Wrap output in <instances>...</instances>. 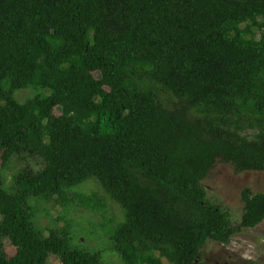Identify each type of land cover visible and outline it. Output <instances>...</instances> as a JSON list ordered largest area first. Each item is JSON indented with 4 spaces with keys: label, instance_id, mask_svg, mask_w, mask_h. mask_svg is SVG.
<instances>
[{
    "label": "trees",
    "instance_id": "trees-1",
    "mask_svg": "<svg viewBox=\"0 0 264 264\" xmlns=\"http://www.w3.org/2000/svg\"><path fill=\"white\" fill-rule=\"evenodd\" d=\"M22 154L44 167L0 176V264H104L29 206L90 179L123 213L104 228L123 264H201L264 221V193L234 225L202 184L217 161L264 172V0H0V172Z\"/></svg>",
    "mask_w": 264,
    "mask_h": 264
},
{
    "label": "rangeland",
    "instance_id": "rangeland-1",
    "mask_svg": "<svg viewBox=\"0 0 264 264\" xmlns=\"http://www.w3.org/2000/svg\"><path fill=\"white\" fill-rule=\"evenodd\" d=\"M98 77V75H95ZM36 94L34 90L25 89L16 94L19 102H24ZM54 114L60 115L55 109ZM1 166V159H0ZM44 162L36 156L25 154L14 156L9 168L0 172L4 185L12 184V177L18 171L29 168L36 172L42 170ZM208 200L227 210L232 223L237 225L243 211L241 193L248 188L253 193H264V172H245L236 174L229 164L217 161L214 169L202 182ZM96 195L106 205L105 211H91L79 204L78 196ZM77 196V199L74 198ZM74 198V199H73ZM73 200L67 205H57L53 200L32 199L33 222L43 233L49 236L51 231H59L69 226L71 243L82 250L100 253L104 264H123L120 257L110 250V241L104 229L107 221L116 225L123 220L121 209L104 193L95 179H90L67 194ZM113 225V226H114ZM1 245L8 257H13L16 249L4 238ZM201 264H264V221L253 229H243L231 239L228 245L209 241L201 248ZM163 262H167L163 259ZM48 264H59V258L51 255Z\"/></svg>",
    "mask_w": 264,
    "mask_h": 264
}]
</instances>
